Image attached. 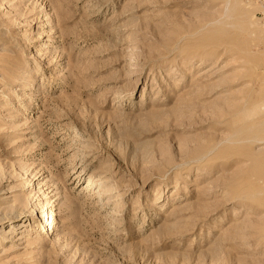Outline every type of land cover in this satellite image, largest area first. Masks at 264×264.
<instances>
[{
	"label": "rangeland",
	"instance_id": "obj_1",
	"mask_svg": "<svg viewBox=\"0 0 264 264\" xmlns=\"http://www.w3.org/2000/svg\"><path fill=\"white\" fill-rule=\"evenodd\" d=\"M0 264H264V8L0 0Z\"/></svg>",
	"mask_w": 264,
	"mask_h": 264
},
{
	"label": "bare ground",
	"instance_id": "obj_2",
	"mask_svg": "<svg viewBox=\"0 0 264 264\" xmlns=\"http://www.w3.org/2000/svg\"><path fill=\"white\" fill-rule=\"evenodd\" d=\"M116 99V98H115ZM52 206V205H51ZM34 207H36V206H34ZM35 211V210H34ZM34 211L32 212V213H34ZM40 214V213H39ZM51 215V214H50ZM41 216H42V218H41ZM41 216H40V219H39V223H38V225H40L41 224V226H40V228L38 227V229L41 231L42 229H45V227L47 228L46 230H50L51 229V221H49V219H48V213H45L44 212V215H42L41 214ZM14 218V217H13ZM11 220V219H10ZM53 222V221H52ZM52 230V229H51ZM2 231V230H1ZM2 233H4L5 234V232H2ZM8 233H10L9 231H7L6 232V234H8ZM12 233V232H11ZM11 237V236H10Z\"/></svg>",
	"mask_w": 264,
	"mask_h": 264
},
{
	"label": "built area",
	"instance_id": "obj_3",
	"mask_svg": "<svg viewBox=\"0 0 264 264\" xmlns=\"http://www.w3.org/2000/svg\"><path fill=\"white\" fill-rule=\"evenodd\" d=\"M245 1L264 8V0H245Z\"/></svg>",
	"mask_w": 264,
	"mask_h": 264
}]
</instances>
